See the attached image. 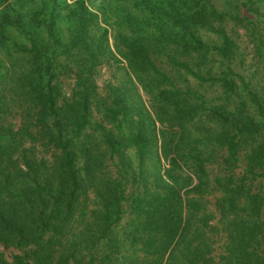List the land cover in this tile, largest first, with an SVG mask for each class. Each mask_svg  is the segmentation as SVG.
Returning <instances> with one entry per match:
<instances>
[{"label":"trees","instance_id":"obj_1","mask_svg":"<svg viewBox=\"0 0 264 264\" xmlns=\"http://www.w3.org/2000/svg\"><path fill=\"white\" fill-rule=\"evenodd\" d=\"M0 264H264V0H0Z\"/></svg>","mask_w":264,"mask_h":264},{"label":"rangeland","instance_id":"obj_2","mask_svg":"<svg viewBox=\"0 0 264 264\" xmlns=\"http://www.w3.org/2000/svg\"><path fill=\"white\" fill-rule=\"evenodd\" d=\"M230 23L227 27H230ZM238 32H240V36H238V42L240 43V45L243 47L244 45L248 44L247 43V37L244 35V32L243 30H239ZM251 46H249L247 49H249ZM249 57V56H248ZM248 62V61H246ZM164 64V67L166 69H168V65H166L165 63ZM110 77V69L106 66V65H102L98 68V71H97V75H96V79L98 81V84L100 86H102V84L107 81ZM191 83L194 82V80L191 78V80H189ZM69 82L70 80L68 79L66 82H65V86L66 88L69 87ZM208 90H206V93H209V94H214L215 92L214 91H211L212 87H209L207 88ZM106 163H107V168H110L111 171H115L116 167L115 165L112 163V159L111 158H107L106 160Z\"/></svg>","mask_w":264,"mask_h":264}]
</instances>
